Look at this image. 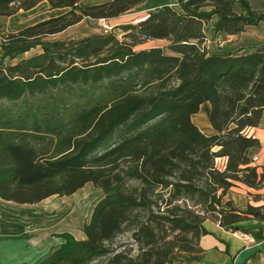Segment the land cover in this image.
Wrapping results in <instances>:
<instances>
[{
    "label": "trees",
    "instance_id": "1",
    "mask_svg": "<svg viewBox=\"0 0 264 264\" xmlns=\"http://www.w3.org/2000/svg\"><path fill=\"white\" fill-rule=\"evenodd\" d=\"M40 1L0 0V15ZM46 1L53 16L0 36V198L35 204L87 182L98 186L127 163L138 167L94 201L84 238L57 233L63 241L34 264H171L174 251L202 250L206 220L232 231L264 221V205L241 210L223 200L237 183L264 186L250 154L260 143L247 132L264 109V46L211 53L205 45L210 22L213 32L239 34L264 21V9L249 0H176L178 9L158 6L117 25L121 37L49 40L84 18L108 20L145 0ZM151 41L165 44L144 47ZM204 101L212 135L191 120Z\"/></svg>",
    "mask_w": 264,
    "mask_h": 264
},
{
    "label": "crops",
    "instance_id": "2",
    "mask_svg": "<svg viewBox=\"0 0 264 264\" xmlns=\"http://www.w3.org/2000/svg\"><path fill=\"white\" fill-rule=\"evenodd\" d=\"M81 6L99 3L104 0L83 3ZM250 5L255 10L264 9V0H249ZM140 5L153 9L154 7L177 5L176 0H145ZM176 9V7H173ZM234 11L240 12L237 3L233 6ZM56 9H51L46 0L38 2L29 9H19L11 15H0V36L9 32H15L19 29L34 24L38 21L53 16ZM147 15V14H145ZM145 17V16H144ZM143 17V18H144ZM115 18V17H113ZM110 18V19H113ZM142 19V18H141ZM89 20L96 21L95 18H84L80 22L66 28L65 30L53 34L47 39H69L84 37L96 32L75 33L69 32L70 28L79 25L81 22ZM68 31V33H67ZM208 40L205 45L209 52L218 53L222 50L249 51L255 47L264 46V21L256 25H248L239 34L216 33L212 30V22L206 26ZM66 33L62 37L60 34ZM1 44V38H0ZM41 51L37 46L18 56L27 57ZM2 48L0 46V55ZM210 103L204 101L200 104L196 113L191 115L192 122L205 135H212L215 130L209 122ZM248 134L253 135L259 140L260 146L250 151V154L259 153L264 156V109L257 126L248 128ZM217 149V148H216ZM226 158L217 159L220 168H224ZM252 165L256 163L251 162ZM128 166V167H127ZM130 166V167H129ZM138 163H127L120 168L122 169L121 177L133 168H137ZM123 168H125L123 170ZM119 169V168H118ZM257 171L264 174V166L258 167ZM120 178L113 179L117 184L110 190L100 193L98 199L105 193L116 190L120 185ZM109 178L103 177L100 182ZM91 182H87L84 186ZM93 184V183H91ZM83 186V187H84ZM82 187V188H83ZM103 188V187H102ZM81 189V188H80ZM250 193L264 194V186L258 190L250 188L242 183L231 186L223 197V200H232L234 204L244 210L247 203L254 205H264V199L253 201L248 195ZM53 196V195H52ZM35 204H18L12 201H6L0 198V264H34L40 257L44 256L51 248L58 246L63 239L57 236L52 229L53 221L45 216L44 210L39 207L44 200ZM264 212V208L262 209ZM204 227L207 234L199 238L198 245L202 249L199 252L174 251L171 255V264H264V221L249 219L235 224V230L248 233L253 242L247 243L243 239L233 234V231L220 226L218 223L206 220ZM70 231L69 229H65ZM75 238H84L83 230L78 232L70 231Z\"/></svg>",
    "mask_w": 264,
    "mask_h": 264
},
{
    "label": "rangeland",
    "instance_id": "3",
    "mask_svg": "<svg viewBox=\"0 0 264 264\" xmlns=\"http://www.w3.org/2000/svg\"><path fill=\"white\" fill-rule=\"evenodd\" d=\"M93 1L98 0H84L83 3ZM173 7H176V9H178V5H175ZM150 10L152 9H150L149 7L138 5L113 19H99L96 21L93 20L92 22L89 20H85L79 25L70 28L69 32L102 33L114 31L119 37H121L122 30L119 29L117 25L127 22H136V19L143 18L145 14H147ZM64 35H66V33L60 34L58 37H62ZM163 44H165V41H151L145 44L144 47ZM6 61L9 62L8 60ZM124 169L125 168H123V170ZM121 173L122 169L119 168L114 173L107 176V178L109 179L103 180V182H99L98 186H94V184L89 183L70 195H53L39 204V207L44 210L45 216L53 221L52 229L55 231H65V229H69L70 231L74 232L82 230L83 222L88 219L92 204L94 203L96 198L100 195V193L105 192L106 190H110L112 187H114V185L117 183H115L113 179L118 180L121 177ZM121 179L122 178H120V180ZM249 199L251 200V198ZM54 233L57 234L56 232ZM125 237L126 235H124L121 239Z\"/></svg>",
    "mask_w": 264,
    "mask_h": 264
},
{
    "label": "built area",
    "instance_id": "4",
    "mask_svg": "<svg viewBox=\"0 0 264 264\" xmlns=\"http://www.w3.org/2000/svg\"><path fill=\"white\" fill-rule=\"evenodd\" d=\"M251 162L256 163L258 167H262L264 166V156L259 153H253L251 155ZM233 234L243 239L247 243L253 242V238L248 233L239 230H234Z\"/></svg>",
    "mask_w": 264,
    "mask_h": 264
}]
</instances>
